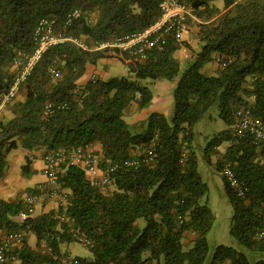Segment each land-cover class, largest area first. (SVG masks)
<instances>
[{
	"label": "trees",
	"instance_id": "16d2710c",
	"mask_svg": "<svg viewBox=\"0 0 264 264\" xmlns=\"http://www.w3.org/2000/svg\"><path fill=\"white\" fill-rule=\"evenodd\" d=\"M187 1L199 20L193 23L199 27L197 46L183 40L193 57L181 61L183 46L172 34L163 50H153L145 63L135 65L119 49L101 45L155 23L163 0H0V101L14 84L15 56L33 52V34L43 18H55L58 29L87 45L69 40L50 48L22 84L25 96L18 98V93L7 105L12 117L0 121V178L9 155L19 148L45 156L99 143L101 166L121 165L108 191L94 185L80 166H69L60 177L66 203L27 220L19 216L26 210L23 201L0 199V233L25 234L2 264H61L63 249L78 236L94 243L89 256H76L81 264H264V146L235 138L229 129L242 107H251L264 120V0H222L223 8L219 0ZM76 9L82 16L66 27ZM111 57H120L130 74L79 85L89 64ZM218 57L227 65L206 74V65ZM54 67L58 78L51 75ZM147 80L176 81L175 110L171 116L152 113L142 131L126 114L134 104L140 109L151 105ZM49 101L66 102L68 108L46 116ZM215 109L228 128L209 141L206 152L229 143L217 169L234 210L230 233L241 248L222 244L209 257L208 234L216 214L193 143L197 123ZM152 143L157 146L153 161L138 169L125 165L147 154ZM226 163L245 188L243 197L224 176ZM31 164L28 156L25 177L32 174ZM29 232L36 235V246L29 243Z\"/></svg>",
	"mask_w": 264,
	"mask_h": 264
},
{
	"label": "built area",
	"instance_id": "2783aa9c",
	"mask_svg": "<svg viewBox=\"0 0 264 264\" xmlns=\"http://www.w3.org/2000/svg\"><path fill=\"white\" fill-rule=\"evenodd\" d=\"M160 18L146 29L116 38L111 43H105L101 47H114L127 55V61L133 64L145 63L155 49L163 50L171 35H175L176 41L183 46V34L190 29L189 21L195 19V15L187 0H163L161 3ZM82 10L76 9L68 15L66 27L71 26L82 16ZM73 41L80 47L87 49L82 39L75 38L65 33L64 29H58L55 18H43L33 34L35 48L33 52H18L13 61V69L16 72L14 84L8 93L2 95L0 101V121L9 103L18 95L22 84L31 76L43 55L52 47L66 41ZM217 61L222 67L227 61L218 57ZM231 61V60H230ZM53 78L60 76L57 68L51 69ZM93 81L96 78L92 79ZM68 108V103L52 101L45 106V115H53L57 110ZM233 137L238 139L251 138L258 146H264V120L255 115L251 107L239 108L236 112L235 122L229 127ZM157 156L156 143H152L147 154L136 156L126 161L129 168L138 169L142 165L154 160ZM44 174L48 182L40 184L35 192L28 193L23 202L26 210H22L20 218L27 220L39 205L47 202H66L68 193L60 184V177L65 174L69 166H80L92 183L99 187H109L113 183L114 174L121 168L120 164H107L101 166V158L92 145L76 149L60 148L52 150L44 156ZM224 176L239 196L245 195V188L237 177L232 164L226 163L222 170ZM25 234L22 230L0 234V264L9 260V251L12 247L20 246L24 242ZM78 242L87 247H93L94 243L85 236H78ZM46 250L52 253L53 249L44 244ZM61 264H81L80 260L67 250L61 257Z\"/></svg>",
	"mask_w": 264,
	"mask_h": 264
},
{
	"label": "rangeland",
	"instance_id": "374dc122",
	"mask_svg": "<svg viewBox=\"0 0 264 264\" xmlns=\"http://www.w3.org/2000/svg\"><path fill=\"white\" fill-rule=\"evenodd\" d=\"M220 6L223 5V2H219ZM223 7V6H222ZM190 31H186L183 34V39L186 41H189V44L195 43L199 40V31H196L195 36L192 38L190 35ZM214 64V70L218 71V69H221L222 66L219 64L217 60L213 61ZM110 74L113 76H124L125 73L128 72V65L124 64L122 61H117L113 63V65L110 67ZM143 83L148 84L151 86V88L156 91L155 84L151 85L150 80L143 81ZM134 110H140L139 106L137 104L132 105ZM175 110V106L172 107V113L173 114ZM132 112V108L128 110V113ZM212 114L206 116L203 120L197 123L195 128V141H194V147L195 151L198 157L199 162V171L203 176V179L209 184L210 191H209V199H210V205L212 209L214 210L216 214V220L214 222V225L211 229V231L208 234V240L210 245V256L214 253L215 249L219 245H227L232 246L237 249L241 248V245L236 237H234L230 233V226H231V219L234 213L232 204L229 200V197L227 195L224 180L222 178V174L217 169V162L219 158L223 156V154L226 152V149L229 145V143H225L221 145L220 147L216 148L215 150L210 149V153L207 154L206 147L208 146L209 141L214 137L220 134L221 131L228 128L226 123L223 121V119L220 118L218 115V110H213L211 112ZM148 126V119L145 122H140L138 129L144 131L146 127ZM21 149V148H20ZM18 149L14 151L16 154H21L20 156V162L21 160H24V155L22 154L21 150ZM13 152V154H15ZM209 156V157H208ZM13 157V156H11ZM23 157V158H22ZM210 158V159H209ZM19 162V161H18ZM10 170L13 169L11 165ZM17 167L13 170H16ZM112 189L111 186L109 187H103L104 191H108ZM62 201L58 202H47L44 205H39L36 207V210L34 211V215H37L39 213H42L43 206L47 207V210L52 207L60 206ZM66 203V202H63ZM140 225L144 226L145 221L143 219L140 220ZM28 240L31 245L36 246L37 245V237L34 233L29 232L27 234ZM71 253L73 256H89L90 249L82 244L81 242H74L71 244ZM67 251L66 249H63V252ZM209 264V262H207Z\"/></svg>",
	"mask_w": 264,
	"mask_h": 264
},
{
	"label": "crops",
	"instance_id": "0c3cea01",
	"mask_svg": "<svg viewBox=\"0 0 264 264\" xmlns=\"http://www.w3.org/2000/svg\"><path fill=\"white\" fill-rule=\"evenodd\" d=\"M220 1L223 2L222 0H219L216 2V4L219 7L223 8L224 2H223V5H222L223 7H222L219 4ZM192 21L193 22L190 23V29L188 31L191 32L190 35L193 38L196 34V31L197 30L199 31V27L197 26V24H193V23L199 20L195 18V19H192ZM198 41L197 42L195 41V43H192L190 45L193 47H196L198 44ZM187 43L189 44L190 42L186 41L185 44ZM178 57L181 59V61L185 62V61L190 60L193 57V55L190 49H187L183 46V48L178 52ZM117 61H122V60L120 59V57H111V58H105L97 64H89L87 66V71L85 75L79 80V85L85 86L93 78L109 79L112 77H116L110 74L111 73L110 67L113 65V63ZM213 61L207 64L203 70L208 75H214L217 72L216 70H214L215 67H214ZM129 74L130 73H129V68H128V72L125 73L124 75L127 76ZM153 84H155L156 91H154L151 88L153 91V100H152L151 105L147 108L140 109L139 111L134 110L133 107H130L132 108V112L128 113L127 111V114H126L127 121L137 128L140 122H145L148 119V117L154 112H159L167 116H171L172 107L175 106L173 92L176 86V81L160 80V81L151 82V85ZM24 96H25V90L22 88L21 91L19 92L18 98H23ZM3 116L6 118H10L12 117V114L9 110H6L4 111ZM92 147L97 153H99V155L102 154V148L99 143L92 145ZM21 149L20 150L22 154L24 155V160L23 159L21 160L22 162H20V158H21L20 156L22 155L16 154L14 151L13 152L15 154H13L12 152L8 157V168L6 170L5 175L2 178H0V199L7 200V201H23L24 197L28 193H31L33 190H36L40 184L48 182V177L44 174V167H45L44 152L43 153L36 152V151L32 152L25 148H21ZM28 156L32 160V164H31L32 174L30 177H25L22 173V166L26 163V158ZM9 165H11L13 169H15L16 167L17 169L16 170L12 169L11 171H9L11 169ZM48 210L46 206L45 207L43 206L42 212H45ZM66 248L67 250H70V251L72 249L71 245H68L67 247H65V249Z\"/></svg>",
	"mask_w": 264,
	"mask_h": 264
}]
</instances>
